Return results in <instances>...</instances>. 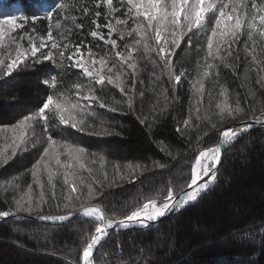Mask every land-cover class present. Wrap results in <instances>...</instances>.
Returning a JSON list of instances; mask_svg holds the SVG:
<instances>
[{"label": "trees", "instance_id": "trees-1", "mask_svg": "<svg viewBox=\"0 0 264 264\" xmlns=\"http://www.w3.org/2000/svg\"><path fill=\"white\" fill-rule=\"evenodd\" d=\"M98 2L99 7L96 6ZM256 2L260 4L264 0ZM57 3L58 0H0V20L9 16L26 18L18 20L23 27L9 32L5 36L6 41L0 45V57L5 64L16 58L17 44L20 45L19 52L24 54L23 62L11 74H0V153L8 158L7 163L0 166V185L7 188V182L15 177L19 186L15 191L0 188V211H7L10 207L14 211L13 198L27 194L28 185H32L33 196H39L41 189L33 183L31 169L48 147L49 137L57 142L54 146L68 143L86 150V164L93 171L91 174L82 171V175L94 192L103 193L87 203L99 204L109 218L119 220L134 210L133 206L146 203L145 197L163 199L169 186L176 195L187 190L195 159L200 151L217 146L219 131L244 120L264 117V82L257 83L258 74L252 70L257 66L252 65L251 55L244 48L246 36L240 37L232 49V56L227 57L231 67L209 58V62L219 64V76L213 69L209 77H201L214 19L206 20L209 27L204 32L193 29L171 57L175 73L184 72L178 84L170 82L167 73L161 71L160 57L155 51L144 55L141 41L136 45L139 51L133 53L137 57V83L133 91L125 94L109 84L107 79L101 84L85 76L71 65L67 57L75 51L74 45L81 49L76 58H84L94 69H100L101 65L92 64V61L104 57L107 66L103 74L108 75V67L113 69V77L117 72L127 71L129 75L123 79L126 89H131V69L122 64L115 52L126 53L125 45H132L138 39L136 33L128 36L126 32L123 39L112 35L111 38L117 41L116 49L90 35L91 31L97 30L93 20L104 25L108 20L125 19L127 0L123 5L121 0H113V8H119V11L108 16L107 20L108 6L102 0H59L60 4L67 6L64 9L54 7ZM248 6L250 10L251 0H248ZM81 7L88 8L87 15ZM225 11L230 12L231 7ZM96 12L101 15L96 17ZM66 15L75 16L76 23L84 27L76 28L70 19H64ZM57 20L61 22L63 37L61 30L55 28ZM50 25L60 50L65 52V60L60 67L57 66L58 56L54 57L56 63L40 59L42 53L57 51L51 49L52 41L47 38ZM133 26V19H128L127 31ZM99 30L107 39L109 29L101 27ZM29 37L37 46L41 38L45 42L46 46L37 52L36 57L31 56ZM189 37L191 46L187 44ZM148 43L155 49V40L150 39ZM64 44L69 47L64 49ZM248 46L251 49V42ZM246 68L250 69L247 78ZM52 76L57 78L55 87L45 83L46 80L51 81ZM197 79L203 80L202 94L192 86ZM76 85H83L79 92ZM221 87L227 89L228 104L235 107L238 100L244 112L237 113L234 118L221 119L216 107L225 101L220 94ZM59 94L67 95L73 102L84 106V112L88 113L83 116L87 130L80 131L70 123L61 124L50 106L45 110L47 130L44 120L37 116L25 130L23 142L14 144L15 126L23 117L38 112L48 95H54L55 99ZM91 95L98 98L91 105L88 100L81 99ZM128 95L133 96L131 108L128 107ZM100 102L105 107H100ZM197 109L202 117L200 120L196 119ZM76 115L77 119L81 118L79 113ZM205 116L208 119H203ZM184 120L190 121L187 126ZM213 123L216 124L215 129L211 127ZM101 128H107L111 134H92ZM197 137L202 139L197 140ZM101 155L104 157L103 166L99 162ZM93 159H96L95 164L91 163ZM39 179L44 184L47 200L42 211L17 213L19 218H0V264H82L86 246L84 238H90L97 225L83 216L69 217L84 199L65 201L63 178L56 176L53 182L57 199L53 200L47 174H42ZM81 191L86 195L87 188H81ZM41 216H64L68 220L60 225H51L26 219ZM94 262L264 264V128L243 135L226 150L214 185L196 204L148 230L112 232Z\"/></svg>", "mask_w": 264, "mask_h": 264}, {"label": "snow or ice", "instance_id": "snow-or-ice-1", "mask_svg": "<svg viewBox=\"0 0 264 264\" xmlns=\"http://www.w3.org/2000/svg\"><path fill=\"white\" fill-rule=\"evenodd\" d=\"M108 6V12L105 14V19L112 15L114 12L119 11V8H113V0H102ZM124 0H121V5H123ZM99 7V2L96 5ZM59 9H64L67 6L60 4L59 0L57 5H54ZM231 7V11H225ZM81 11L87 15L88 8L81 7ZM211 14V15H209ZM96 17L101 15L100 12L95 13ZM125 19L115 18V24L110 20L104 25H100L96 20L92 23L96 25L97 30L91 31L90 35L93 38H99L103 40L105 44H110L113 49L118 47L117 41L112 39L113 32H119L120 38L123 39L125 35L124 30L117 29L116 25H126L128 19H133L134 26L131 30L127 31V35L131 36L133 32L136 33L138 39L134 40L132 45H125L126 53L116 51L115 56L122 61V64L126 66L127 69H131L132 77V88L126 89L125 80L123 77H127L129 73L127 71L117 72L115 77L111 75L113 69L111 67L107 68L108 75L103 74L104 68L107 66V60L101 57L99 61H92V64L99 63L101 65L100 69H92V65L84 66L80 59L76 58V55L80 53L81 49L79 45H74L75 51L67 57L73 67H80L83 69L85 76L95 79L97 83H104L105 79L109 84H113L122 93L127 94L129 91L135 89L138 76L137 67V57L133 56L134 52H138L139 49L136 45H140L143 41V52L147 56L152 51L160 57V62L162 64L161 71L166 72L170 82L174 81L179 83L184 72L181 71L180 74H176L174 66L171 61V57L174 55L175 49L178 48L181 42L184 40L188 33H191L193 29L199 32H204L209 27L206 20L214 19V27L211 28V35L207 40V54L204 57L205 67L201 77H209L211 70L216 69V76H219V64L209 62V58L212 61H220L226 67H231L227 63V57L232 56L233 47L239 43L241 36H246L244 42L245 51L251 55V63L255 67L258 74L257 83L260 84L264 82V2L257 4L256 0H251V6L249 10L248 0H127V11L124 13ZM142 18V20H141ZM25 17H15L9 16L6 20H0V45L3 44L5 36L14 31L18 27H23L22 24L18 23V20H24ZM48 19L51 20L52 16L49 15ZM64 19L71 20L75 24L76 28H83V24L76 23L75 16H65ZM146 22V23H145ZM101 27L109 29L108 38L105 39L104 34L99 30ZM55 28L61 30V36L63 37V29L61 22L59 20L55 23ZM151 33V36L149 35ZM48 40L52 41L51 49H56V52L49 50L46 54H41L43 60H50L56 63L54 60L55 56L59 57L58 67L62 66L65 60V52L60 50V45L57 43L56 39L52 34V27L49 26L47 33ZM13 42L15 38L13 37ZM23 39V37H21ZM152 39L156 42L155 49L148 43ZM249 42H251V49H249ZM29 43L31 44L30 53L32 57L37 56V52L44 48L45 42L41 38L40 44L37 46L33 42V38L29 37ZM187 44L191 46V38L187 40ZM259 45V51L257 47ZM68 44H64L63 48L67 49ZM20 45L17 44V56L10 62L6 63L0 60V74L9 75L20 63L23 62L21 57L24 55L19 52ZM27 51V50H25ZM91 53V49H89ZM221 53H224L222 55ZM91 69V70H90ZM250 69H245V78H247L248 71ZM235 71V69L233 70ZM56 76L51 77V81L46 80L45 83H51L53 87L56 85ZM159 79V77H157ZM140 83H143L140 81ZM193 88L197 92L203 93L204 83L202 79H197L193 83ZM77 91L83 87V85H76ZM221 95L225 97L223 104H217L216 107L219 109L218 115L221 119L227 117L234 118L237 113L244 112L237 100L236 106L232 107L227 102V89L221 87ZM143 95V92L140 93ZM81 99L88 100L89 105H91L93 100L98 98L95 95L84 96ZM128 107H132L133 96L128 95ZM199 103V101H197ZM54 110L55 114L59 118L61 124H71L73 128L80 131L87 130L85 125L84 115L88 113L84 112V106L79 102H73L71 98L64 94H59L55 97L54 95H48L46 102L43 103L42 107L39 108L38 112H34L31 115H26L23 119L15 126L16 131L14 132V144L23 142L25 130L30 127V122L35 121L37 116L44 120V126L47 130L48 128V118L46 116L45 110ZM100 107H105L103 102H100ZM115 111V109H111ZM77 113L80 114L81 118L77 119ZM196 119L200 120L202 117L199 115V109H197ZM203 119H208L207 116ZM264 121V117L257 118ZM189 120H184V125L189 124ZM144 123V120H141ZM251 125H249L250 127ZM213 129L216 128V124H211ZM180 130L179 128L177 129ZM247 128L237 131L235 127H228L219 131V143L217 146L212 148H207L206 150L200 151L198 157L195 159V164L192 168V175L190 183L188 184L187 191H181L179 195H176L171 186L168 187L167 193L163 199H154L145 197L146 203L139 206H133L134 210L126 214L124 219H111L108 217L105 210L99 204L87 203L88 200L94 199L97 195H103L102 192L96 193L90 183H86L82 175V171H87L89 174L92 173L93 169L88 167L86 164L88 154L83 147H78L72 144L64 143L59 146L56 141H53L49 137L48 147L44 149L40 158L36 161L31 169V176L33 177V183L37 184L41 189L38 197H34L32 194V185H28L27 194L19 195L13 198V207H10L7 211H0V218H7L10 215H15L17 213H27L31 214L33 212L42 211V205L47 202L44 193V184L40 181L39 177L42 174H47L48 184L51 189V199H57L56 184L53 182L54 177L62 176L63 186H64V200L72 201L73 199L81 200V206L75 209L72 213L73 215L83 216L84 218L94 222L97 226L95 227V233L91 235L90 238L85 237L83 248L82 259L84 264H89L93 259L94 251L98 246L102 245L109 235V229H116L124 227L126 228L129 224H136L140 228H148L150 226L149 222L158 220L160 217L166 215L169 210H180L182 207L186 206L191 202H195L199 196L206 192L211 185L216 181V171L213 165L220 162V156L223 152V147L230 145L234 142L243 131ZM92 134L96 135H109L111 134L107 128H101L99 131H93ZM206 134V133H205ZM201 137H197V140H201ZM13 154H15V147H13ZM96 154H93L95 156ZM65 157V159H61ZM7 157L3 153H0V166L7 163ZM99 162L101 166L104 164V157L99 156ZM92 164L96 163V159L91 161ZM159 167H164L163 165H158ZM129 169L132 168L131 165H127ZM117 172L119 166H116ZM208 177L207 180L202 181V175ZM17 178L7 182V188H11L14 191L18 190L19 186L15 183ZM95 179V177H93ZM105 179L107 176L105 175ZM98 183L100 181H97ZM111 186V185H109ZM87 188L86 195L81 191V188ZM3 188V185H0ZM7 188H3L7 191ZM73 194H76L75 196ZM159 195V194H157ZM4 203H7L5 200ZM67 206V205H65ZM40 219H53L63 221L67 217H46L41 216Z\"/></svg>", "mask_w": 264, "mask_h": 264}, {"label": "water", "instance_id": "water-1", "mask_svg": "<svg viewBox=\"0 0 264 264\" xmlns=\"http://www.w3.org/2000/svg\"><path fill=\"white\" fill-rule=\"evenodd\" d=\"M259 118H260V117H259ZM249 125H251V126L249 127ZM228 127H235L236 129H237V128H240V127H241L242 129L247 128V130L244 131V132L241 134V135H244V134H246V133H248V132H250V131H252V130H254V129L264 128V121H261V120H259V119H248V120H244V121H242V122H240V123H237V124H234V125H231V126H228ZM228 127H227V128H228ZM221 147H223L224 150H223V152L221 153V156H220V162H219L218 164H216V166L214 167L215 169H217V171H216V177H217V175H218L219 168H220V166H221V164H222V162H223V159H224V156H225L226 150L228 149L229 145H228V146L221 145ZM207 179H208V177H204V176L202 177V181H203V180H207ZM211 186H212V185H211ZM211 186H210V187H211ZM210 187H209V188H210ZM187 190H189V189H187ZM187 190H185V191H187ZM208 190H209V189H208ZM208 190H207V191H208ZM207 191H206V192H203L195 202H191V203L187 204L186 206L182 207V208H181L180 210H178V211H177V210H169V211L166 213V215L160 217L158 220L153 221V222H149V223H150V226H149L148 228H140V227H138V225H136V224H129L126 228L121 227V228H116V229H109V230H108L109 235H108L107 239L109 238L110 234H111L112 232H115V231H116V232H120V231H126V230H148V229H150V228L153 227V226H157V225H159L161 222H163L165 219H167L168 217H170V216H172V215H175V214L179 213L180 211H182L183 209H185V208H187V207H190V206L196 204V203L200 200V198H201L203 195H205V194L207 193ZM9 217L19 218L20 216L15 214V215H10ZM9 217H7V218H9ZM74 217H77V215H73V214H72V215L69 217V219L74 218ZM7 218H1V219H7ZM26 219H28V220H30V221H32V222H36V223H42V222H44V223H46V224H51V225H60V224H62V223H65V222L68 220V219H65V220H63V221H59V220H55V221H44V220H42V219H40V218H36V217H27ZM107 239H106V240H107ZM106 240H105V241H106ZM105 241H103V242H102V245H101V246H98L97 249L94 251L93 259L89 262V264H90V263L95 264V262H94L95 256H96V254L98 253L99 249L104 245ZM82 264H84L83 259H82Z\"/></svg>", "mask_w": 264, "mask_h": 264}, {"label": "rangeland", "instance_id": "rangeland-1", "mask_svg": "<svg viewBox=\"0 0 264 264\" xmlns=\"http://www.w3.org/2000/svg\"><path fill=\"white\" fill-rule=\"evenodd\" d=\"M112 23L113 24H115V20L114 21H112ZM116 27H117V29H119V30H124L125 31V35H124V37L126 36V32H127V24L126 25H116ZM113 36L114 35H118V36H120L119 35V32H113V34H112ZM6 40L4 39V41L3 42H5ZM24 58V56H22L21 57V59H23ZM77 59H80L81 60V62L84 64V66H89V64L87 63V61L84 59V58H82V57H79V58H77ZM0 60H3L1 57H0ZM4 61V60H3ZM21 64V63H20ZM18 67V66H17ZM16 68V67H15ZM78 69H80L82 72H83V69L82 68H80V67H77ZM92 69H94L93 67H92ZM91 70V69H90ZM242 122V121H241ZM240 123V122H239ZM237 124V123H236ZM231 126V125H230ZM242 128L240 127V128H237L236 130L237 131H240ZM244 132V131H243ZM242 132V133H243ZM249 133V132H248ZM247 134V133H246ZM245 135V134H244ZM243 135H240L234 142H231L230 143V145L229 146H231L233 143H235L240 137H242ZM49 221H55V220H53V219H49Z\"/></svg>", "mask_w": 264, "mask_h": 264}, {"label": "bare ground", "instance_id": "bare-ground-1", "mask_svg": "<svg viewBox=\"0 0 264 264\" xmlns=\"http://www.w3.org/2000/svg\"><path fill=\"white\" fill-rule=\"evenodd\" d=\"M216 165H213V167H215ZM202 175V177H203V174H201ZM188 208V207H187ZM186 209V208H185ZM184 210V209H183ZM181 212V211H180ZM90 264H92V263H90Z\"/></svg>", "mask_w": 264, "mask_h": 264}]
</instances>
